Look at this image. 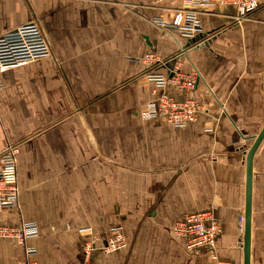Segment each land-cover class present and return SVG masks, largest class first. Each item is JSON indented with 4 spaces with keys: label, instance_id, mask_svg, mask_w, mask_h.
<instances>
[{
    "label": "crops",
    "instance_id": "crops-1",
    "mask_svg": "<svg viewBox=\"0 0 264 264\" xmlns=\"http://www.w3.org/2000/svg\"><path fill=\"white\" fill-rule=\"evenodd\" d=\"M183 4L0 0V36L37 22L51 48L1 74L0 155L20 148V197L0 223H36L39 235L0 238V264H27V247L38 264H83L94 235L101 264H216L173 233L202 211L221 224L216 256L244 264L246 155L264 127V0L239 21L233 5L204 9L192 38L154 23ZM151 52L182 53V71L200 72L192 95L206 111L195 122L143 117L163 91L142 80ZM115 226L127 246L106 253ZM251 264H264V139L253 159Z\"/></svg>",
    "mask_w": 264,
    "mask_h": 264
},
{
    "label": "built area",
    "instance_id": "built-area-1",
    "mask_svg": "<svg viewBox=\"0 0 264 264\" xmlns=\"http://www.w3.org/2000/svg\"><path fill=\"white\" fill-rule=\"evenodd\" d=\"M182 7L173 11L170 19L155 17L154 23L159 27L177 32L186 38H192L202 31L200 19L204 9L216 6L233 5L237 9V20L250 18L261 6V0H183ZM51 48L37 22H31L4 33L0 36V88L3 83L1 74L11 68L26 65L40 58L49 57ZM164 58L157 53L146 54L142 61L149 66L142 80L153 83L163 91L156 100L143 105L144 118H160L169 124L185 127L195 122L206 111L192 93L200 80V72L193 69L182 71L180 57ZM174 60L172 67L170 62ZM166 68V72H161ZM175 91L182 94L179 96ZM20 148L9 145L0 155V211L5 208L19 207L20 186L18 181V155ZM83 233L94 235L92 228H85ZM221 232V224L212 211L188 213L177 220L173 233L177 238L186 240L188 250H208L216 258V264H234L216 256V239ZM39 235L36 223H23L19 227L0 223V238H15L21 243ZM88 240L84 246L83 264H101L93 260L96 248L95 240ZM127 246L122 226L111 228V234L103 250L111 253ZM27 264H38L36 249L25 248Z\"/></svg>",
    "mask_w": 264,
    "mask_h": 264
},
{
    "label": "water",
    "instance_id": "water-1",
    "mask_svg": "<svg viewBox=\"0 0 264 264\" xmlns=\"http://www.w3.org/2000/svg\"><path fill=\"white\" fill-rule=\"evenodd\" d=\"M174 62L175 61L172 60L169 64V67H172ZM263 139L264 127L258 134V136H256L254 143L252 144L246 155L247 192L244 236L242 239L244 247V264H251L253 159Z\"/></svg>",
    "mask_w": 264,
    "mask_h": 264
},
{
    "label": "rangeland",
    "instance_id": "rangeland-1",
    "mask_svg": "<svg viewBox=\"0 0 264 264\" xmlns=\"http://www.w3.org/2000/svg\"><path fill=\"white\" fill-rule=\"evenodd\" d=\"M216 259V258H215ZM226 261H228V260H226ZM216 263H217V260H216ZM233 263V262H232Z\"/></svg>",
    "mask_w": 264,
    "mask_h": 264
}]
</instances>
